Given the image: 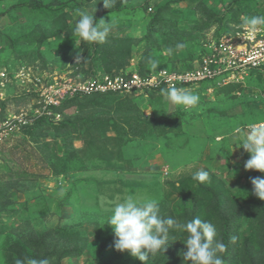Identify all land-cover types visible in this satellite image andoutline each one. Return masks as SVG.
<instances>
[{
  "label": "rangeland",
  "instance_id": "1",
  "mask_svg": "<svg viewBox=\"0 0 264 264\" xmlns=\"http://www.w3.org/2000/svg\"><path fill=\"white\" fill-rule=\"evenodd\" d=\"M18 1L4 0L2 7L8 10ZM142 1L136 0V3ZM162 1L164 0H150L153 12L155 4ZM259 1L263 3L261 7L263 9L258 15H264V0ZM205 2L208 3V8L216 7L219 16L228 9L218 0H205ZM173 6L188 9L190 4L181 1L174 3ZM67 11L70 13L71 26L76 25L82 11L96 14L95 6H83L76 2ZM20 15H23V22L18 27L15 26L16 30L34 33L32 38L37 43L39 38L46 36L47 44L41 47V51L49 64L43 67L40 61L29 64L17 59L18 57L11 50L12 40L7 35L8 32H0V49H3V53H0V96L8 99L6 109L0 110V189L6 185L13 187L7 195L13 203L9 206L10 212L0 214V225L5 229L3 232L0 230V249L4 241L5 243L12 241L19 233L32 237L59 228H79L89 237L87 249L80 257L64 259L62 264H95V257L100 253L96 247L99 237L114 235L113 229L106 223L114 202H120L132 194L140 200L152 198L159 203V214L167 215L186 205L191 208L192 199L187 194L176 191L174 185L193 176L197 171H208L210 183L221 182L225 188L233 192H236L241 184L248 182L253 170H245L244 164L250 158V154L243 148L235 147L237 141L234 137L245 132L248 125L264 120V100L258 97L260 88L254 87V84H251L252 87L249 85L230 94L221 90L209 91L205 88L214 86L215 81L186 88L200 96L198 106L184 113L187 115L183 121L184 131L188 136L193 137V142L189 145L181 148L183 140H177L172 146L177 152L165 154L160 149V140L157 137L142 134L124 148V158L127 161L125 170L111 171L103 167L97 169L98 161H93L87 171L55 177L42 149L48 148L51 155L60 156L64 153L67 140L73 141V145L80 151L88 147L85 140L80 137L74 139L71 136L66 141H62L48 135L37 144L24 136L22 130H10L9 126L15 119L40 114L39 102L43 97L38 95V92L55 86V82L68 77L82 82L107 73H97L96 69L86 62L83 42L76 45L74 40L77 39L76 37L73 36L72 39L66 37L60 41L56 38L61 28L60 23L62 24L59 17L53 14L47 16L34 14L27 8ZM20 15L14 11L10 18L17 20L16 16L20 18ZM111 19L114 23H118L117 21L124 23L121 16ZM229 19L230 16L225 20L224 27L230 32L225 33L221 30L222 36L230 35L237 31L238 27L240 28L238 24L229 22ZM148 21V16L140 20L133 19L131 28L114 27L111 34L129 35L140 39L144 36V27ZM199 21L200 17L197 19L186 17L179 26L186 29ZM217 26L218 24L203 32L202 44L218 38L215 36L218 32ZM6 29H9L8 26L1 28V30ZM159 40L162 46L160 53L165 55L167 54L166 39L159 37ZM34 46L38 47V45ZM143 51L144 49H139L138 46L134 49V58L125 72H138L136 66ZM187 52L184 45L170 56L177 61V67L180 69L185 68V64L189 63L186 60ZM191 52L199 53L200 50L194 47L191 48ZM152 53L160 55L156 50ZM77 55L82 56V64H77ZM82 69L90 74L83 73ZM93 71L97 74L92 76ZM2 72L9 76V83H12L9 90L5 88L4 82L7 81L1 76ZM118 74L121 73L115 75ZM148 95L147 93L132 94L123 99L139 102L141 111L150 118L171 116L177 109L183 111L180 107L170 105L165 98L154 99L151 105ZM68 113L74 114L75 109H70ZM237 129L240 131L237 132ZM107 132L112 134L109 128ZM59 201L65 202L62 210L58 207ZM238 224L239 235L242 238L247 234L249 222L243 218ZM126 257V254L119 256L122 259Z\"/></svg>",
  "mask_w": 264,
  "mask_h": 264
},
{
  "label": "trees",
  "instance_id": "2",
  "mask_svg": "<svg viewBox=\"0 0 264 264\" xmlns=\"http://www.w3.org/2000/svg\"><path fill=\"white\" fill-rule=\"evenodd\" d=\"M3 1L0 0V32H8L7 35L12 40L11 50L18 57L17 59L29 64L40 61L43 67H47L49 64L45 54L41 51V47L47 44L46 36L43 35L39 38L37 43L32 38L34 33L16 30V27L23 22V15L20 14L24 12L25 8L34 14L44 16L53 14L59 17L62 21L56 37L59 41L66 37L73 38L71 32L75 26H71L69 23L71 17L67 9L74 2L83 6H95L97 20L105 19L110 22L111 17L121 16L124 23L123 21L113 22L112 28H131L133 19L140 20L148 16L149 21L144 27V36L140 39L129 35L113 36L110 32L102 44L85 45L83 42L86 62H89L97 73L110 75L125 73L128 70V66L134 58V49L137 46L139 49H144L139 64L136 66L141 75L152 71L150 60L158 61L157 71L163 68L177 69V61L171 59L170 56L177 51L176 45L178 44H184L188 50L186 60L189 63L185 64V69H193L194 63L200 60L201 56L198 52H191V48L197 47L202 51L201 40L204 37V31L218 24V32L215 36L220 38L222 37L221 30L225 33L230 32L228 28L224 27L228 16H230L229 22L240 26L242 17L258 15L263 9H261L263 3L259 0H218L228 7L222 16H219L216 7L208 8V3L205 0H164L155 4L154 12L153 7H150V0H143L141 3H136V0H116L115 7L111 10L104 7L102 0L101 2L100 0H55L52 2L19 0L6 10L2 7ZM181 1L189 3L190 7L184 9L173 6L174 3ZM150 8L152 11L148 12ZM14 11L20 15V18L16 16L17 20L10 18ZM186 17L194 19L200 17V21L182 29L179 24ZM4 26H8L9 29L1 30ZM159 37L166 39L167 54L165 55L160 53L162 46ZM34 45H38V47ZM169 48L173 49L171 54L168 52ZM153 50L158 51L160 55L153 54ZM0 53H3V49H0ZM82 72L89 73L83 69ZM97 73L93 71L92 76ZM251 84L261 89L264 86V74L251 73L246 85L239 83L225 87H212L215 91L221 90L230 94L247 88ZM10 88L11 86L8 90ZM205 88L210 89V86ZM160 90L148 93L151 105L154 99L164 98ZM124 97L117 93L90 96L79 94L73 98L65 99L59 107L54 108L56 113L62 115L61 121L55 122L54 117L41 115L32 124H28L20 130L23 131L24 136L37 144L48 135L62 141H66L71 136L74 139L80 137L88 144L87 149L80 151L73 145V141L67 140L64 153L60 156L51 155L48 148L42 149L47 163L50 162L48 165L52 168L55 177L87 171L91 168L93 161H98L97 169L103 167L111 171L125 170L127 161L124 158V148L131 141L140 138L142 134L157 137L160 140V149L165 154L177 152L172 149L173 143L177 140H183L181 148L193 142V137L188 136L183 127L184 118L187 116L184 115L186 111L177 109L174 115L150 118L141 111L139 102L128 101L123 99ZM7 102L8 99L0 98V110L6 109ZM70 109H75V113L69 114ZM108 128L113 135L107 132ZM192 177H187L174 185L176 191L187 194L192 199L191 208L186 205L176 212L160 215L165 218L173 217L177 224H183L197 216L214 224L218 232L217 239L227 246L224 253L217 254L224 260V264H264V201L259 200L253 194V185L251 184V179L264 178V173L253 170L248 182L241 184L236 192L225 188L221 182L213 184L207 180L200 183L193 180ZM12 189L11 185L0 189V214L10 212L9 206H12L13 203L7 195ZM64 204V201H59L60 210ZM243 218L249 222V227L247 234L241 238L238 222ZM0 230L5 231L1 225ZM186 235L178 227L173 226L170 229L167 251L158 254L150 264H185L184 254L187 252V246L183 240ZM88 240V235L79 228H59L32 237L19 233L12 241L3 242L0 249L2 256L0 262L3 263L0 264H16L18 259L25 260L26 258L47 260L48 264H62L66 258L83 255L87 249ZM114 240V235L99 237L96 247L100 253L95 257V264H143L132 257L130 253L117 251L114 247ZM123 254H126L127 257L119 258Z\"/></svg>",
  "mask_w": 264,
  "mask_h": 264
},
{
  "label": "clouds",
  "instance_id": "3",
  "mask_svg": "<svg viewBox=\"0 0 264 264\" xmlns=\"http://www.w3.org/2000/svg\"><path fill=\"white\" fill-rule=\"evenodd\" d=\"M102 2L109 10L116 4V0H102ZM150 9L149 11H152ZM112 27L111 19L110 22L105 19L97 20L95 14L82 11L71 33L77 38L74 39L76 45L81 42L85 45L102 44L109 36ZM239 29L244 30L247 35L264 31V15L243 17L240 28L238 27L237 30ZM183 47V44H178L176 50ZM168 52L171 54L173 49L169 48ZM82 59V56L77 55V64H80ZM149 63L151 70L157 71L158 61L150 60ZM160 92L170 105L180 107L185 111L198 106L200 101L198 94L182 87L169 86L161 89ZM239 131L237 129V132ZM234 139L237 141L235 147L243 148L250 154V158L244 164L245 170L264 173V123L248 125L247 130L235 136ZM192 178L203 183L209 179V172L197 171ZM251 184L253 194L259 200L264 201V178H253ZM106 223L113 229L115 249L122 253H130L143 264H150L158 254L167 251L170 229L173 226L187 234L183 240L187 246V252L184 254L185 264L189 262L190 264H224V260L217 254L224 253L227 246L217 239L218 232L214 224L198 216L183 224H177L173 217L165 218L159 214V203L156 199L140 200L135 194L128 195L122 201L114 202ZM16 264H48V261L26 258L25 260L18 259Z\"/></svg>",
  "mask_w": 264,
  "mask_h": 264
},
{
  "label": "built area",
  "instance_id": "4",
  "mask_svg": "<svg viewBox=\"0 0 264 264\" xmlns=\"http://www.w3.org/2000/svg\"><path fill=\"white\" fill-rule=\"evenodd\" d=\"M199 54L201 58L194 63L193 69L163 68L155 72L150 71L146 75H141L137 71H128L118 75L107 74L90 78L82 82L74 81L69 77L55 82V86L38 92V95L43 97L39 102L41 106L38 112L40 114L15 119L9 129L20 130L32 124L41 115L54 117L55 121H61L62 115L56 113L54 108L59 107L65 99L79 94L90 96L117 93L127 97L132 94H148L150 91H159L169 86L187 88L210 81L216 82L214 88L239 83L246 85L251 73L264 74V31L247 35L244 30L239 29L230 35L204 42ZM1 76L6 78L5 88L12 86L7 74L2 72ZM213 87L210 86L208 90H214ZM259 90L258 97L264 100V86ZM0 98L3 99L1 96ZM259 123H264V120Z\"/></svg>",
  "mask_w": 264,
  "mask_h": 264
}]
</instances>
